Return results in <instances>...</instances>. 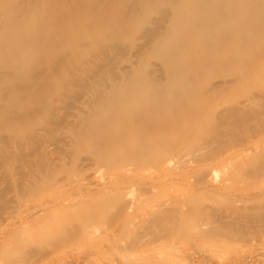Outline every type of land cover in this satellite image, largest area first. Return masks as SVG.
I'll list each match as a JSON object with an SVG mask.
<instances>
[{"label":"rangeland","instance_id":"obj_1","mask_svg":"<svg viewBox=\"0 0 264 264\" xmlns=\"http://www.w3.org/2000/svg\"><path fill=\"white\" fill-rule=\"evenodd\" d=\"M145 25L151 27L152 23ZM238 27L242 31L237 33L228 26L212 30L211 44L224 42V49H219L221 58L226 52L247 55L233 36L257 35V31H252V22L247 18ZM99 36V32L77 35L81 48L73 55L76 65L68 71L70 81L76 78L72 75L78 72L77 65L83 63L89 68V60L94 56L108 68H122L125 54L132 58L142 56L150 46L144 33H139L133 38L134 49L128 50L122 44L116 55ZM199 54L204 55V50H199ZM145 55L144 69L151 76H165L163 60L153 52ZM250 67L226 62L221 65V75L207 76L215 85L227 89L208 99L202 88L201 97H194L199 107L196 116L204 120L195 122L188 134L189 142L202 147L200 143L206 141L207 148H226L223 150L226 153L250 148L252 152L247 157L252 159L264 154V56L259 65L248 70ZM244 70L248 72L242 74ZM173 79L178 80L179 76ZM74 94L76 91L71 88L65 97H53L52 115L36 126L35 138L22 136L14 141L10 167L5 164L8 161L0 158V264H264V175L252 189L235 193L222 179L227 175L245 179L252 176L250 167L239 165L235 158L236 162L227 163L215 172L212 160L193 164L187 158V150L175 158L144 164L137 172L126 163L99 171L92 156L73 153L70 148L67 125L72 123L75 110H81L82 106L71 101ZM182 104L179 108L185 106ZM233 110H238L241 116H236L240 120L236 125L232 124L234 118L229 117ZM165 116L173 122L172 127H162L154 120H147L145 125L154 126L152 130L159 128V144L167 147L180 139L179 133L188 122L182 109L173 108ZM212 116L217 119L214 126ZM221 119L224 121L219 128ZM177 123L181 126L176 127ZM146 134L142 127L138 128L134 136L127 137V146L143 138L141 142L147 141ZM199 135L203 140L199 141ZM49 178L53 182L39 194L26 192L30 181L37 180L42 186ZM150 180L155 181L153 187ZM190 194L196 195V199L199 196V205L217 211L227 208L230 197L242 198L239 204L245 206L243 217L232 221L235 225L232 229L245 235L192 233L193 218L184 226L178 221L179 229L177 225L172 237L159 227L157 230L150 227L154 207L167 208L165 203L170 198L183 201ZM34 214L37 215L27 218ZM64 229H68V234L56 240Z\"/></svg>","mask_w":264,"mask_h":264},{"label":"bare ground","instance_id":"obj_2","mask_svg":"<svg viewBox=\"0 0 264 264\" xmlns=\"http://www.w3.org/2000/svg\"><path fill=\"white\" fill-rule=\"evenodd\" d=\"M262 1L0 0V158L8 161L5 164L10 167L14 141L22 136L35 138L36 126L52 115V98L65 97L73 88L76 94L71 101H78L82 106L81 110H75L72 123L67 125L70 148L73 153L92 156L99 171H109L126 163L137 172L144 164L153 165L171 156L175 158L176 154L187 150V158L193 164L212 160L215 172L227 163L236 162L237 158L239 165L250 167L252 176L241 180L239 176L233 179L227 175L222 179L223 184L235 193L252 189L264 175V154L252 159L249 158L250 148L226 153L223 152L226 148H207L206 141L200 143L202 147H197L189 142L188 134L197 120H204L196 116L199 107L194 97H201L202 88L208 99L227 89L224 85H215L207 76L221 75V65L226 62L232 66L247 64L251 66L250 70L262 60ZM246 18L251 20V29L257 31V35L239 34L233 38L244 47L247 55L234 56L224 51L227 54L223 60L219 49H224V42L212 45L209 41L212 30L228 26L235 33L241 32L238 26ZM148 23L152 26L147 27L145 24ZM80 32L90 35L99 32L98 39L106 41V47L113 49L116 55L122 44H126L128 50L134 49L133 38L139 33H144L150 46L142 56L132 58L129 53L125 54L122 68H108L94 56L89 60V68L83 63L77 65L78 72L72 75L76 78L70 81L68 71L76 65L73 55L81 48L77 38ZM199 50H204V55H200ZM149 52L163 60L165 76H151L144 69L145 54ZM114 64H118L117 60ZM174 66L178 68L172 69ZM173 76H179V79L174 80ZM109 79H112L111 83ZM246 89L248 91V87ZM173 108L182 109L188 123L179 133L180 139L164 147L159 144L157 132L160 129L152 130L154 126H147L145 122L154 120L162 127H172L173 122L165 113ZM236 116L241 117L238 110L229 113V117L234 118L233 125L240 123ZM212 120L214 126L217 119L212 116ZM223 121H219V128ZM179 126L181 124L177 123L176 127ZM140 127L147 132V141L141 142L143 138L127 146V137L134 136ZM201 135L199 141L203 140ZM51 178L42 186L37 180L30 181L26 192L39 194L53 182ZM150 181L149 186L153 187L155 181ZM195 196L183 201L170 198L165 203L167 208L154 207L150 227L154 230L159 227L172 237L177 225L179 229L178 221L184 226L189 218H193L192 233L226 236L236 232L245 235V232L232 229L235 227L232 221L239 220L245 210V206L239 204L242 198L230 197L227 208L217 211L199 205V196L198 199ZM21 223L19 225L23 226ZM66 234L68 229H64L56 240Z\"/></svg>","mask_w":264,"mask_h":264}]
</instances>
